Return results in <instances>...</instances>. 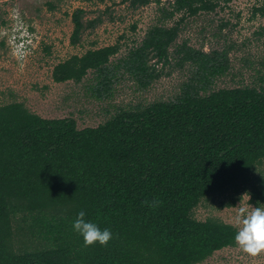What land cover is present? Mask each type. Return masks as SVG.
<instances>
[{
	"label": "trees",
	"instance_id": "trees-1",
	"mask_svg": "<svg viewBox=\"0 0 264 264\" xmlns=\"http://www.w3.org/2000/svg\"><path fill=\"white\" fill-rule=\"evenodd\" d=\"M128 1L131 8L149 3ZM219 3L172 0L161 22L178 21L148 28L116 64L118 43L59 62L52 80L79 83L91 71V91L102 100L121 69L146 89L169 64L184 19ZM256 12L264 16V6ZM85 14L70 15L72 46L102 21ZM174 53L176 66L193 68L174 99L121 108L97 127L45 119L20 102L0 106V264H200L236 246V227L197 220L193 210L209 199L234 207L244 195L253 207L264 204V77L212 90L229 71L226 50L182 43ZM80 210L111 229L107 245L85 246L73 231Z\"/></svg>",
	"mask_w": 264,
	"mask_h": 264
},
{
	"label": "rangeland",
	"instance_id": "rangeland-1",
	"mask_svg": "<svg viewBox=\"0 0 264 264\" xmlns=\"http://www.w3.org/2000/svg\"><path fill=\"white\" fill-rule=\"evenodd\" d=\"M171 4L172 0H149L131 8L128 0H0V106L20 102L45 119L72 118L78 129L97 127L121 108L174 99L193 72L189 65H175L174 52L182 43L207 53L226 50L229 71L214 80L212 90L259 83L258 78L264 77V16L254 10L263 7L264 0H220L215 11L185 18L169 48V64L146 89H140L121 69L111 97L102 100L91 91L95 85L91 71L79 83L52 80L59 62L118 43L120 49L111 58L116 64L141 42L148 28L170 27L178 21L180 15L161 22L162 10H169ZM77 8L85 10V19L102 21L72 46L70 15ZM248 200L244 195L241 203L253 207ZM239 203L220 208L219 199L204 200L193 210V217L219 219L237 228L234 217ZM200 264H264V251L253 256L236 244L214 252Z\"/></svg>",
	"mask_w": 264,
	"mask_h": 264
},
{
	"label": "clouds",
	"instance_id": "clouds-1",
	"mask_svg": "<svg viewBox=\"0 0 264 264\" xmlns=\"http://www.w3.org/2000/svg\"><path fill=\"white\" fill-rule=\"evenodd\" d=\"M159 203L158 200H153L150 206L156 207ZM237 206L234 217L237 231L234 240L243 252L254 256L264 251V204L249 207L240 200ZM72 228L83 238L85 246L97 243L104 246L113 238L110 228H101L96 221L86 219L84 210L76 214Z\"/></svg>",
	"mask_w": 264,
	"mask_h": 264
}]
</instances>
